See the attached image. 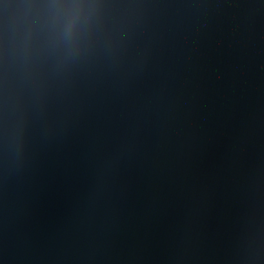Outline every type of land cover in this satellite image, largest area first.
<instances>
[{"label":"water","instance_id":"1","mask_svg":"<svg viewBox=\"0 0 264 264\" xmlns=\"http://www.w3.org/2000/svg\"><path fill=\"white\" fill-rule=\"evenodd\" d=\"M0 264H264V0H0Z\"/></svg>","mask_w":264,"mask_h":264}]
</instances>
